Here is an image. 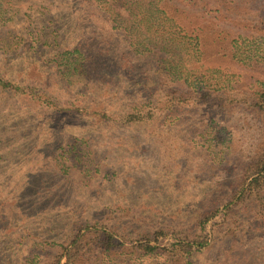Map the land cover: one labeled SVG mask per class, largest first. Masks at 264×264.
I'll use <instances>...</instances> for the list:
<instances>
[{
    "label": "trees",
    "instance_id": "obj_1",
    "mask_svg": "<svg viewBox=\"0 0 264 264\" xmlns=\"http://www.w3.org/2000/svg\"><path fill=\"white\" fill-rule=\"evenodd\" d=\"M3 27L6 47L20 50L0 65L2 125L14 115L24 119L36 103L117 126L161 122L167 131L200 106L222 114L251 110L261 118V142L235 181L202 197L201 209H190L180 222L110 210L103 220L78 223L64 238L48 241L54 249L48 264H199L215 243L258 238L256 225L264 222V0H0ZM118 30L129 43L120 46ZM122 76L127 83L115 108L90 110L75 96L59 101L52 91H73L76 80L108 90ZM11 96L28 106L12 105ZM3 183L0 178V195Z\"/></svg>",
    "mask_w": 264,
    "mask_h": 264
},
{
    "label": "rangeland",
    "instance_id": "obj_2",
    "mask_svg": "<svg viewBox=\"0 0 264 264\" xmlns=\"http://www.w3.org/2000/svg\"><path fill=\"white\" fill-rule=\"evenodd\" d=\"M4 29L0 65L20 50L6 47ZM118 33L120 46L130 42ZM142 61L154 64L144 56ZM126 83L122 76L107 90L76 80L73 91H52L59 101L77 98L90 110L115 108ZM8 102L28 106L14 96ZM31 105L24 119L14 115L4 126L0 121V264H48L54 253L48 241H59L78 223L103 220L110 210L131 208L149 221L180 222L190 209L202 208V197L235 181L262 140L260 115L240 108L222 114L200 106L180 120V128L167 131L161 122L117 126L93 114ZM256 232L258 238L244 242L213 244L199 264L264 262V222Z\"/></svg>",
    "mask_w": 264,
    "mask_h": 264
}]
</instances>
